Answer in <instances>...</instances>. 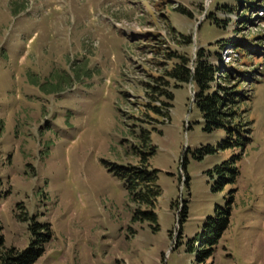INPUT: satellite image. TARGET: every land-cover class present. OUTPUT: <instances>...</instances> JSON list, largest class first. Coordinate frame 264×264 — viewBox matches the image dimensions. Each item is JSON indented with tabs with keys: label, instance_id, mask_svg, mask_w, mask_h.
<instances>
[{
	"label": "rangeland",
	"instance_id": "1",
	"mask_svg": "<svg viewBox=\"0 0 264 264\" xmlns=\"http://www.w3.org/2000/svg\"><path fill=\"white\" fill-rule=\"evenodd\" d=\"M250 1L256 10L242 18L219 9L242 15ZM253 38L261 43L248 52L257 71L241 107L251 140L243 151L195 160L197 147L217 139L196 123L193 87L166 76L176 61L169 54L192 66L198 48L222 53L226 42ZM234 50L230 64L241 66ZM145 136L154 148L148 168L159 170L157 223L135 219L137 205L112 171L139 162ZM237 155L235 181L212 192L215 166ZM228 204L227 227L205 264H264V0H0L6 246L28 247L33 217L51 232L33 264H194L201 245L191 241Z\"/></svg>",
	"mask_w": 264,
	"mask_h": 264
},
{
	"label": "trees",
	"instance_id": "2",
	"mask_svg": "<svg viewBox=\"0 0 264 264\" xmlns=\"http://www.w3.org/2000/svg\"><path fill=\"white\" fill-rule=\"evenodd\" d=\"M254 4V1H250L242 9V15H239L235 8H230L226 4L221 5L219 9L224 13L235 12L239 18H242L249 11L255 12ZM212 15L210 13L208 17L213 18ZM213 19L215 20V18ZM214 23L217 24L216 21ZM238 25L245 27L244 23ZM238 33L239 30L234 29L232 35H238ZM232 45L242 56V67L219 65L217 64V61L220 60L219 51L202 47L196 50L192 66L189 64L190 59L187 56L169 54V57H173L176 61L166 70V76L178 83L194 85V105L200 117V121L196 123L201 125V131L204 134L217 139L214 144L206 143L195 149L193 158L198 161L204 157L214 156L220 151L230 150L233 152L236 149L243 151L248 141L251 140L249 137L250 128H244L243 125V114L246 111L241 109L242 105L250 100L251 93L243 86L247 84L251 74L257 71V67L251 64L254 57L248 52L252 48H259L261 43L253 38L233 41ZM176 82L175 87H178L179 84ZM172 95L171 92L164 94L166 98L170 99L173 97ZM153 109L159 111L156 106ZM145 138L147 142L143 148L148 151L147 153L137 152L140 156L139 162L133 165L115 166L112 171L114 170L115 175L122 180L132 202L137 205L134 210L135 219L157 223L154 209L161 195V186L158 183L159 170L148 168L149 163L145 160V156L150 155L154 148L149 145L148 137L145 136ZM239 159V155L231 156L222 165L215 166L213 172L218 174V178L211 186L212 192L223 191L226 185L235 181L239 174V169L236 166ZM215 212L216 217L208 216L206 218L204 223L206 232L191 241L192 243L197 241L196 243H199L201 248L193 250L192 244L188 245V251L192 252L193 250L196 255L194 264H205L206 259L213 255V250L227 227L229 204L224 209L217 206ZM22 219L26 220V218ZM30 220L33 221L29 224L30 243L25 249H19L13 245L6 246L0 226V264H33L44 253L46 244L51 237L49 225L39 224L33 217Z\"/></svg>",
	"mask_w": 264,
	"mask_h": 264
},
{
	"label": "bare ground",
	"instance_id": "3",
	"mask_svg": "<svg viewBox=\"0 0 264 264\" xmlns=\"http://www.w3.org/2000/svg\"><path fill=\"white\" fill-rule=\"evenodd\" d=\"M230 51L228 50V49H225L224 50V53L227 55L226 57H227V59H230L231 58V56H228V53H229Z\"/></svg>",
	"mask_w": 264,
	"mask_h": 264
}]
</instances>
